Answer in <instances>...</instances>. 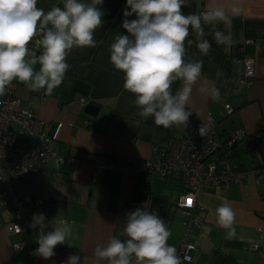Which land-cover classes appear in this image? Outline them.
<instances>
[{"label":"crops","instance_id":"1","mask_svg":"<svg viewBox=\"0 0 264 264\" xmlns=\"http://www.w3.org/2000/svg\"><path fill=\"white\" fill-rule=\"evenodd\" d=\"M63 0H38L37 6L49 11ZM214 5L236 6L231 25L218 24L217 29L232 36L231 46L217 44L212 29L205 25V39L211 44L208 55H202L196 44H186L185 59L203 61L202 76L194 86L189 105L193 114L187 127L157 126L152 117L138 115L134 95L123 89V73L109 62V45L116 34H127L121 27L126 0H103L99 7L105 13L103 26L94 33L95 47L74 48L67 57L70 68L62 84L51 94L30 90L17 82L16 93L22 103L29 104L37 116L50 124L52 147L62 157L50 161L48 171L27 177L22 183L29 219L43 214L45 223L62 217L73 225V247L66 244L55 248V255L43 259L34 254L39 228L29 226L20 233L8 231L10 215L0 210V264H64L69 255L80 257L81 264H94L93 249L106 244L109 237L121 236L127 212L146 202L158 213L170 230L168 245L177 249L184 234L179 202L184 186L178 180L169 181L154 171L137 168H109L106 163H131L135 159L153 157L166 149L173 134H185L199 126L208 115L217 122V130L230 134L234 127H243L246 135L228 153L231 168L260 169L243 182L232 181L218 188H203L198 192L197 227L193 234L196 250L183 264H264V0H188L185 14L200 13ZM135 16L128 19H134ZM196 40L191 31L187 38ZM242 55L254 60V76L250 85L238 84L243 63L234 57ZM40 65H34L36 71ZM220 70L223 76L217 78ZM207 82L220 91L212 100L199 92ZM182 87L181 81L172 85L173 92ZM86 104L98 105L95 117L83 112L80 98ZM233 111L226 114L224 103ZM33 141V140H32ZM28 142V141H27ZM222 203L235 212L234 234L222 228L216 220L215 209ZM51 224L45 231L51 230ZM43 228V225L40 226ZM24 241L18 251L14 244ZM257 245L251 249L250 245ZM106 264V262H104Z\"/></svg>","mask_w":264,"mask_h":264},{"label":"clouds","instance_id":"2","mask_svg":"<svg viewBox=\"0 0 264 264\" xmlns=\"http://www.w3.org/2000/svg\"><path fill=\"white\" fill-rule=\"evenodd\" d=\"M38 0H0V96L14 81L30 90L51 94L59 87L70 65L67 57L74 48L95 47L94 33L103 26V0H63L47 12L37 6ZM188 0H126L121 27L127 34H116L109 45V62L123 73V89L134 95L138 115L152 117L164 128L187 127L194 86L202 76L203 61L185 59L186 44L193 43L202 55H208L211 44L205 39L204 26L212 29L217 44L231 46L232 36L217 29L218 24L232 23L236 6L214 5L200 13L185 14ZM135 16L134 19H128ZM191 31L196 40L187 39ZM39 37L42 51L29 47ZM39 64V70L34 69ZM224 74L218 70L217 78ZM182 82L173 92L172 85ZM200 94L220 98L217 87L201 84ZM209 118L198 128L200 136L211 130ZM217 223L234 234L235 212L230 204L215 209ZM43 214L36 216L33 227L39 228L34 254L47 260L58 245L73 247V225L62 217L48 223ZM51 224V230L45 231ZM43 225V228L40 226ZM17 229H19L17 227ZM170 230L158 213L144 202L127 212L120 232L126 239L109 237L106 244L93 249L94 264H183L177 249L168 245ZM190 258L185 256L184 261ZM64 264H81L78 255H69Z\"/></svg>","mask_w":264,"mask_h":264},{"label":"built area","instance_id":"3","mask_svg":"<svg viewBox=\"0 0 264 264\" xmlns=\"http://www.w3.org/2000/svg\"><path fill=\"white\" fill-rule=\"evenodd\" d=\"M39 40V37H34L29 44L37 55L42 51ZM234 58L243 63V73L238 84L250 85L255 74L254 60L244 55ZM17 84L14 81L7 87L6 93L0 96V210L10 215L6 227L13 234L33 225L29 219V208L24 201L21 182L27 177L46 173L50 161L59 162L63 157L52 147L50 124L41 120L29 104L22 103L16 93ZM39 93L44 95L42 91ZM79 103L84 106L86 98H80ZM223 109L226 114L234 110L230 102L224 103ZM209 118L212 122L211 130L200 136L198 128ZM203 123L188 129L185 134H173L168 149H160L153 157L138 158L131 163H106L109 168L119 170L134 172L139 167L145 171H154L164 179L178 180L183 184V200L179 202V208L184 234L178 249L183 260L185 256L191 259L190 251L196 250L193 234L198 223L194 216L197 211H204V207L198 202V192L203 188H218L232 181L243 182L260 171L258 168L241 171L229 165L226 155L245 137L243 127H234L230 134L224 135L217 130V122L213 116L208 115ZM21 135L31 136L33 141L23 142L19 139ZM262 174L264 175V170ZM24 245V241H18L14 244V249L18 251ZM250 248L254 250L257 245H250Z\"/></svg>","mask_w":264,"mask_h":264},{"label":"water","instance_id":"4","mask_svg":"<svg viewBox=\"0 0 264 264\" xmlns=\"http://www.w3.org/2000/svg\"><path fill=\"white\" fill-rule=\"evenodd\" d=\"M97 110H98V105H94L92 103H87L84 108H83V112L84 113H87L88 115H91L93 117L97 116L96 113H97Z\"/></svg>","mask_w":264,"mask_h":264},{"label":"rangeland","instance_id":"5","mask_svg":"<svg viewBox=\"0 0 264 264\" xmlns=\"http://www.w3.org/2000/svg\"><path fill=\"white\" fill-rule=\"evenodd\" d=\"M19 139H20L21 141H23V142H25V141H29V142H31V141L33 140V137H31V136H23V135H21V136H19ZM166 149H168V148L166 147Z\"/></svg>","mask_w":264,"mask_h":264},{"label":"trees","instance_id":"6","mask_svg":"<svg viewBox=\"0 0 264 264\" xmlns=\"http://www.w3.org/2000/svg\"><path fill=\"white\" fill-rule=\"evenodd\" d=\"M111 161H113V160H111ZM111 161H110V162H111Z\"/></svg>","mask_w":264,"mask_h":264},{"label":"snow or ice","instance_id":"7","mask_svg":"<svg viewBox=\"0 0 264 264\" xmlns=\"http://www.w3.org/2000/svg\"><path fill=\"white\" fill-rule=\"evenodd\" d=\"M190 202V201H189Z\"/></svg>","mask_w":264,"mask_h":264}]
</instances>
